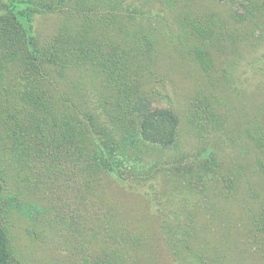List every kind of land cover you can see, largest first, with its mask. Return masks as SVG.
<instances>
[{
  "label": "rangeland",
  "instance_id": "obj_1",
  "mask_svg": "<svg viewBox=\"0 0 264 264\" xmlns=\"http://www.w3.org/2000/svg\"><path fill=\"white\" fill-rule=\"evenodd\" d=\"M174 1L154 0L160 15L150 19L158 23L152 32L164 42L158 45L157 63L169 75L157 88L160 96H152L145 107L153 127L142 130L137 120L116 116L111 87L93 68L73 67L66 73L62 94L79 107L75 123L103 167L92 184L89 150H82L75 180L62 159L67 152L58 145L59 155H36L31 183L35 188L38 181L40 188L25 190L12 161L10 139L0 132V167L9 180L5 195L10 203L3 219L12 233L14 264H113L111 248L99 232L98 193L112 205L115 222L128 221L136 231L149 228V236L137 241L134 250L142 264H264V146L255 143V137L264 143V0ZM251 5L256 6L253 12ZM181 7L215 27V39L205 45L213 60L207 71L194 51L197 40L189 39L188 53L175 43L178 36L172 40V33L189 28ZM62 18L41 13L33 32L47 40ZM125 22L135 32L145 30ZM144 55L138 52L135 65ZM198 95L214 113L207 128L198 123ZM42 116L33 113L29 125L27 139L35 146L43 129L40 122L51 130V140L58 139L59 129L53 131L52 121ZM212 151L223 169L246 172L237 195L222 187L210 167ZM247 206L258 218L256 226L246 216ZM60 214L68 226L59 221ZM258 228L261 238L250 240Z\"/></svg>",
  "mask_w": 264,
  "mask_h": 264
},
{
  "label": "trees",
  "instance_id": "obj_2",
  "mask_svg": "<svg viewBox=\"0 0 264 264\" xmlns=\"http://www.w3.org/2000/svg\"><path fill=\"white\" fill-rule=\"evenodd\" d=\"M251 7L253 12L256 6ZM154 8V0H0V132L10 139L12 161L18 169V181L26 186L25 190L40 188L38 181H35L37 189L31 183L38 154L59 155L58 145L67 152L62 154V159L75 180L79 178L82 150H89L87 174L91 184L94 177L101 175V160L94 157L86 133L75 123L80 109L71 103L70 97L62 94L63 86H67L64 81L66 73L73 67L93 68V74L100 73L106 78L113 93L116 116L120 114L129 121L137 120L142 130L153 127L152 119L144 115L145 107L152 96H160L157 88L169 77L160 61L157 63L158 45H164V42L158 32L154 34L151 30L158 24L156 20L150 23L151 17L160 15ZM181 8L186 13L189 28L178 35L172 33V40L178 36L175 43L181 46L183 53L191 50L188 46L190 38L197 40L199 43L194 51L199 65L207 71L213 66V60L205 45L215 39V27L197 16L191 17L185 7ZM41 13H56L63 17L62 23L47 40H41L33 32L35 18ZM127 20L145 29L144 32H135L125 22ZM117 35L121 37L118 39ZM167 47L165 44L163 53ZM138 52L145 53L144 60H138L139 64L135 65ZM102 64L106 66V72ZM72 82L77 85V76H73ZM197 98L198 123L200 128H207L212 124L214 113L204 96ZM33 113L42 114L45 121H52L50 128L53 131L59 129V140H51V130L40 122L43 126L42 129L39 125L43 132L40 130L37 135L41 136L40 139L36 146L29 143L27 137L32 134L29 125ZM255 143L264 146L258 137H255ZM69 147H73V151L66 150ZM61 162L60 157L57 165ZM208 163L217 173L222 187L232 196L237 195L241 175L246 172L223 169L224 163L215 151L210 153ZM3 171L0 167V264H14L12 233L3 219V212L10 210L5 195L9 180L3 177ZM91 188L94 192V185ZM18 191L25 193L23 189ZM96 203L99 232L111 248L113 264H142L134 250L137 241L143 243L149 236V228L136 231L128 221L120 219L121 222H115L112 205L100 193ZM245 209L246 216L250 221L253 217L252 224L256 226L258 218L248 206ZM262 212L264 215V209ZM59 218L64 226H68L64 215L60 214ZM255 230L249 239L258 241L261 228Z\"/></svg>",
  "mask_w": 264,
  "mask_h": 264
}]
</instances>
